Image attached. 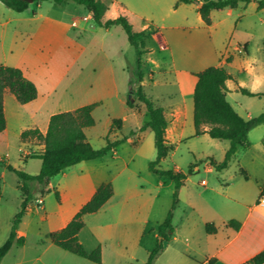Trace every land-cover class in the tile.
Segmentation results:
<instances>
[{
    "label": "rangeland",
    "instance_id": "obj_1",
    "mask_svg": "<svg viewBox=\"0 0 264 264\" xmlns=\"http://www.w3.org/2000/svg\"><path fill=\"white\" fill-rule=\"evenodd\" d=\"M175 1L146 0L148 3L145 11L146 15L145 17H140L130 13V9L137 8V0H125L124 4L128 10L129 22L134 29L137 30L141 26L146 25L147 31L152 33L175 32L184 36L183 41H180L174 50L175 56L171 50H160L156 43L151 42L152 52L143 55L140 69L144 73L152 69L153 79L156 82L153 84L149 79L145 78L144 93L158 106L164 107L170 103L172 100L163 97V94H176L177 86L173 75L171 73L164 75L159 68L170 67L172 56L175 57L178 66L184 65L191 54H198L204 49V43L200 42V38L210 35L215 37L214 39L217 44L223 46L222 50L224 54L233 56L234 66L231 68L244 67L247 61H249L256 69L251 73H248L247 70L243 71L239 75V80L242 81L243 88L259 95L249 96L233 89L227 96L228 101L234 104L236 111L243 117H246L247 112H251L253 117L264 112V10H257V0H251L245 6L239 4L236 8L226 7L213 10L211 12V28L204 26L199 20L196 5L200 2L182 4L176 7ZM44 3L50 4L51 2L46 1ZM68 3L78 5L73 1H68ZM31 5H35V3ZM0 7L8 9L1 1ZM11 11L14 10L11 9ZM176 24L180 26L179 29L173 28ZM85 25L88 31L82 32L81 42L86 45V49L79 58L78 63L70 70L68 76L58 87L55 98L59 94L64 95V90L69 91L72 88L78 87L76 92L84 95L81 100L79 99V102H88L86 104L94 103L96 102V99H94L96 98V90L93 80L94 71L92 69H99L107 62L105 64L108 67L110 65V68L115 70L117 97H106L99 105L95 106L91 112L94 124L84 128L85 136L90 145L93 148H101L106 144L105 137L111 128L112 120L127 117L129 115V108L125 102L131 98L133 100L136 99L130 93V90H135L138 85L136 56L134 48L129 44L123 30L119 26L112 28L109 32L108 29L97 26L93 21H89ZM245 44H247V54L242 49ZM239 45L241 47L240 50L235 49ZM150 59L153 61H150ZM156 63L157 66L155 65ZM78 66H82L83 71L80 72ZM108 67L106 66V68ZM76 69L79 71L78 75L75 74ZM47 107L49 109L51 105L49 104ZM191 107L190 102H188L187 118L183 125L184 138L180 143L172 144L173 149L158 165L159 168L165 170L179 168L183 172H187L189 167L192 170V173L188 175L185 181L180 204L177 201L178 207L175 205L174 209L173 225L176 230L175 234L179 236L175 244L177 246L182 245V238L187 229V226L180 227V223L183 221L193 223L214 215L211 208L205 202L207 195L212 193L209 187L213 183H228L229 191H237L242 194L245 201L252 202L254 200L255 205V197L264 177V167L258 169L253 167L256 163V160L253 159L254 157L264 162V146L261 143L264 133L257 128L252 130L248 136V140L254 145L253 152H246L248 150L240 147L238 154L240 163L245 166L246 172L256 177L245 180L244 176L240 173L239 160L237 158L233 159L225 170L213 171L211 173L206 172L204 170L206 161L204 154H209V156L216 160H222L229 142L226 140H216L208 135L200 134L194 136ZM38 118L39 125L43 127L45 116L39 115ZM25 122L27 121H22L20 124H25ZM131 126L132 121L128 118L123 122L121 129L114 127L113 131L109 134V138L112 141L123 136L128 137L116 146L115 149L118 157L115 158L113 152L109 151L101 158L73 165L66 170L68 176L63 177L59 175L56 178L59 183H55L54 185L60 192V187L62 186L63 188V185L68 184L72 180L74 175L79 172L81 165H87L91 170H103L102 175L105 176L106 180H109L113 176H117L116 174L122 169L124 161L128 162L131 172L125 170L114 181L119 193L122 192L128 196V201L123 210L116 211L111 215V212L105 208L106 210H101L98 214H88L86 216L88 226L101 236L103 256L101 257V262L98 264H121L117 263L112 255L110 243H114L121 230L127 226L125 222L131 221L132 224L130 225L136 226L138 221L147 218H150V220L151 218L162 220L165 218L172 202L174 183L148 169V163L156 155L152 131L150 129L143 131L138 144L134 145L133 142L138 141L139 133L130 135V132L133 133V131H130ZM115 136L116 138L114 139ZM29 150L30 146L23 144L18 136H11L9 145L7 146L4 141L0 142V151L3 154L1 158L6 163L15 168L23 169L29 174H37L41 168V161L34 157L24 158L25 152ZM2 167L5 168L6 174L0 179V184L3 188L2 198H0L2 204L0 207V231L5 220L4 210H19L21 203L19 197L20 191L17 185L19 182L18 176L5 166L0 165V169ZM202 180L207 182L208 189H203L204 187L200 183ZM107 182L112 184L111 181ZM34 188L39 189L40 186L36 185ZM154 197H157V199L153 202ZM178 198L180 199V197ZM41 201L45 210L38 208L35 202L32 211L28 212L23 219L21 229L25 232L24 245L13 246L4 255L1 264H93L55 245L45 251V242L48 241L47 235L53 227L57 226V223L50 222L49 217L52 218L55 214V208L60 202H57L52 190L46 193ZM62 203L63 205H69L71 204V199ZM152 210L154 215H151ZM236 211L230 208L227 216H231L232 214L243 216L246 213L245 209L238 213ZM43 213L49 219H41ZM227 218L226 220L231 219ZM233 219L236 220V218ZM252 222L255 223V228L264 222V205L259 206V204H256V208L252 211L247 225H251ZM218 227L220 237L226 239L223 232L225 228L221 225H218ZM248 227L245 228L240 238L235 239L231 243L233 246L240 242L243 235L249 229ZM194 233V237L198 241V243H195L198 246L195 254L196 256H201L206 249L203 248L202 245L204 243L200 241L197 235L203 233V229L200 230L199 228L198 232V229L194 228ZM6 238L7 235L2 239V243ZM142 251V247H137V255L139 256L137 258L141 256V258H144Z\"/></svg>",
    "mask_w": 264,
    "mask_h": 264
},
{
    "label": "crops",
    "instance_id": "obj_2",
    "mask_svg": "<svg viewBox=\"0 0 264 264\" xmlns=\"http://www.w3.org/2000/svg\"><path fill=\"white\" fill-rule=\"evenodd\" d=\"M101 1H103L107 6V9L104 13L105 19L114 18L118 15H124L126 16V18H128V20L130 19L127 14L128 10L124 4L125 0H109V2H107L108 0ZM176 1V7L184 4H176ZM44 2L46 1L29 2L28 7L24 11L15 13H13L14 11H11V9L9 8L2 9L0 7V64L6 66L19 67L23 71L25 77L31 80L37 88L36 98L25 104H20L16 100L14 95L8 90L4 92L3 111L6 120V126L5 129L0 132V142L4 141L6 146L9 145V140L11 136H18L20 139V133L26 129L37 128L40 130L41 133L44 134L47 130L49 117L52 114L62 111L73 110L88 103L79 102V99L81 100L84 95H81L76 92L78 87L72 88V90L69 91L64 90V95L59 94L56 98L55 96H57L56 94L58 91V87L60 86L62 81L68 76L70 70L78 63L79 58L82 56L86 49V45L81 42V35L82 32L88 31L85 24L89 21H93L91 13L86 8H84V6L79 4L73 5L71 3H68V1L54 3L50 0H47V2H51L50 4H46ZM32 3H35V5H31ZM147 7L148 3L146 2V0H137V8L135 7L130 9V13L138 15L140 17H145V11ZM196 8L198 12V4L196 5ZM260 10H264V8H261ZM211 12L209 15V24L204 23L198 12L199 20L204 24V26H207L208 28H211L212 26ZM116 26L119 25H113L105 29H108L110 32V30L112 28H115ZM182 27L186 28L184 26ZM173 28L179 29L180 26L176 24ZM137 30H145V32L148 34L145 39V52L143 55L152 52V47L150 46V44L151 42H154L157 44L160 50H171L172 54L174 53L175 56L174 50L176 46L180 43V41H183L184 39V36L175 32H149L147 31L146 25L141 26V28ZM214 38V36L212 37L210 35H208L207 37L205 35L204 38H200V42L204 43V49L198 54H191L190 57L185 61L184 65L178 66L176 64L175 57L172 56L170 67L159 68L161 73L164 75L171 73L173 75L174 82L177 86L176 94H163V97H166L168 98V100L172 101L166 104L164 107L161 106L163 109L164 117L167 121L164 137L166 140V144L171 146L172 149V144H178L184 138L183 125L185 119L187 118L188 102H190L192 106L191 115L193 122V90L197 80L196 76L194 75L196 72H199L209 66L224 67L232 77L225 81V97L228 101L227 96L233 91V89L237 91H240V88L245 89L242 87V81L239 80V75L246 70L248 73L254 72L256 70L253 64L249 61H247V64L244 67L240 66V68H231L234 66L233 56L224 54L222 50L223 46L217 44ZM240 48L241 47L239 45V47H236L235 49L240 50ZM242 49L247 54V44L243 45ZM150 61L153 60L150 59ZM105 63L107 64V62ZM105 63L99 69H92L94 71L93 80L96 90V98L94 99H96L98 105L106 97H117L115 70L111 69L110 65L108 67V65H106ZM155 65L157 66V63ZM106 66L108 68H106ZM79 70L80 72L83 71V67H79ZM140 72L142 73V78L141 80L138 79L137 86H141L144 92L145 78L149 79L153 84H155L156 81L153 79L152 69L148 70L146 73L142 72L140 69ZM75 74H79L78 69H76ZM232 84H234V86H232ZM255 94V96L259 95L258 93ZM121 102L123 101L121 100ZM236 103L238 104L237 101ZM49 104L51 105V107H49L48 109L47 106ZM230 105L236 111L234 104L230 103ZM126 106L128 105L126 104ZM128 108L129 115L127 117L123 119L117 118L121 120L119 129H121L123 122L129 118L130 121H132L130 131H133V133L130 135H135L136 133H139L138 141L133 142V144L136 145L140 140L141 133L146 129H150L149 127H147L142 131L139 130V128L143 124L148 122L149 116L144 104L138 101L137 99L133 100V105L131 107L128 106ZM39 115L45 116L43 127L39 125ZM240 116L245 120H248L253 117L251 112H247L246 117H243L242 115ZM22 121H27L28 123L25 122V124H20V122ZM255 128L264 133V123H260L249 130L248 136L251 131ZM112 131L113 129H109V132L105 137L108 138L110 141L112 140L109 138V134ZM201 135L208 134L202 133ZM263 137L264 134L262 138ZM115 138L116 136L114 137V139ZM21 142L25 145L30 146V150L28 152H25L24 158L30 157L31 154L39 153L43 149V144L37 141L35 138H28L25 141ZM228 146L229 143L227 145V148ZM244 148L248 150L246 152L251 153L254 150V145L249 140V144ZM239 150L240 148H238V150L235 152L231 161L235 158L239 160ZM111 152H113V156L115 158L118 157L116 149L112 150ZM135 152L137 151L135 150ZM135 152L134 154H136ZM204 155L206 156L204 170L208 173L216 171L210 164L209 160L213 159L216 162H220L221 160H216L213 157L209 156V154ZM2 156L3 154L0 151V158ZM250 156L252 157V155ZM253 159L256 160V163H253V167H256L257 169L264 167V162L259 161L256 157H254ZM81 162L83 161H80L76 164H79ZM240 162L241 161L239 160L240 173L244 176L245 180H250L251 178L256 177L251 173H247L245 170V166ZM67 168H65L55 176L49 178L45 186V188L48 189L46 193H48L50 190H52L53 192L55 190L58 191V189L54 186L55 183H59L56 178L59 175L63 177L68 176L66 172V170H68ZM125 170L131 172L128 167V162L126 161L123 162V167L120 172L116 174L117 176H113L109 180H106L105 176L102 175L103 170H91L89 166L81 165V167H79V172L74 175L72 180L68 184L63 185V188L61 186L60 192L58 191L59 201L57 202H60V204L55 208V214L52 216V218L49 217L50 222L57 223V226L53 227L51 231L58 230L64 227L75 215V213L80 209V207L92 197L95 190L100 184L106 183L107 181H111L113 189L111 197L97 211L92 213H86L83 215L84 226L78 232V239L80 243L84 246V248L88 252H90L95 248L100 247L102 257L103 250L101 247L103 244L101 236L96 234V232L88 226L86 222V216L88 214H98L99 211L106 210L105 208H107V210L111 212V215L116 211L123 210L124 206L126 205V202L128 201V196L125 193H119L118 189L114 184V181L119 176V174L123 173ZM173 170L182 171L179 168H175ZM5 174V168L2 167L0 169V179L5 176ZM186 180L187 178L185 179V181ZM200 183L204 187L203 189H208V184L206 181L202 180ZM184 184L178 190V197H180V199L178 198V204H180L181 194L185 187ZM228 188V183L222 184L217 182L213 183L209 187V190L212 191V193L207 195V199H205V202L208 207L211 208L214 215L202 218L200 219V221L193 223H187L186 221L180 223V227L187 226V229L184 232L185 234L182 238L181 246L175 245L176 241L179 239V236L175 234L176 230L174 229L173 225V218L175 212L173 210L171 220V224L173 227V237L169 242L164 243L163 250L155 257L153 264H247L252 256H254L256 253H258L264 248V222L256 228L254 222H252L251 225H247L248 219L251 216L252 211L254 210V208H256V204H259V206L263 205L261 202L257 203V200L259 198L261 189L264 188V177L262 178L261 186L258 189L257 196L255 197V205L254 200L252 202L245 201L243 200L242 194L238 193L237 191H229ZM2 193L3 188L0 184V198H2ZM45 194L41 195L39 189L33 188V197L28 204L27 212L25 213L21 222L18 225L17 236L25 237V232L22 231L21 225L27 213L32 211L35 202L38 208L45 210V207L41 201ZM19 197L21 202V194ZM70 199L71 204L63 205V201H67ZM156 199L157 197H154L153 202ZM178 204H176V207H178ZM1 206L2 204L0 202V207ZM230 208L237 210V213L244 211L245 209L246 213L243 216H241L240 214H232L231 216H227L228 210ZM17 211L18 210L15 209L4 210L5 220L0 231V244L3 241L2 239H4L6 235L8 236L11 219ZM151 215H154L153 210ZM227 217L231 219L236 218V220L240 222V226L237 230L226 225L228 221L226 220L228 219ZM47 218V215L43 213L41 219L47 220ZM162 221L163 219L160 220L159 218H151V220L150 218H147L138 221L136 223V226H131V221L125 222L127 226L121 230L114 243H110V246L112 248V255L114 256L117 263L140 264L145 262L149 252L156 245V242L158 240V225ZM207 222H212L216 226L217 230L215 233L209 234L205 231L204 226ZM218 225H221L223 226V228H225V231L223 232L226 236V239L220 237ZM247 226H249L247 232L243 235L240 242L233 246L231 243L235 239L241 237L243 231ZM194 228H197L198 232L199 228L200 230L203 229V233H199V235H197V237L200 238V241L204 243V245H202L203 248L206 249L201 256H196L195 254L198 250V246H196L195 243H198V241H196L194 237ZM145 239L146 241H144ZM47 240L48 241L45 242V251L51 249L54 245L48 237ZM137 247H142V254L144 255V258H141L142 256L140 258H137L139 257L137 255Z\"/></svg>",
    "mask_w": 264,
    "mask_h": 264
},
{
    "label": "trees",
    "instance_id": "obj_3",
    "mask_svg": "<svg viewBox=\"0 0 264 264\" xmlns=\"http://www.w3.org/2000/svg\"><path fill=\"white\" fill-rule=\"evenodd\" d=\"M6 7L22 12L27 7V0H0ZM35 2L47 0H32ZM54 3L63 1H73L76 4L84 6L92 16L94 24L103 28H109L113 25H119L126 34L129 44L134 48L136 56V74L141 80L142 73L140 67L145 52V39L148 34L145 30H136L124 15H118L114 18H104L107 9L106 4L101 0H50ZM251 0H177L176 4H189L200 2L198 12L204 23L209 24L210 12L214 9L236 8L239 4L247 5ZM256 8H264V0L256 1ZM197 78L193 90V126L194 135L207 133L209 137L219 140H227L229 146L225 151L224 157L220 162L210 159V164L216 171L228 167L235 152L240 147L249 144L248 132L257 124L264 123V112L248 120L242 118L230 105L225 97V81L232 78L231 75L221 66H209L194 74ZM8 90L14 95L20 104H25L35 99L37 88L35 84L25 77L19 67L6 66L0 64V132L5 129L6 120L3 111V95ZM240 91L249 96H255V93L240 88ZM130 93L142 102L149 116L148 122L143 124L139 130L142 131L149 127L153 133L154 147L156 151L155 158L148 163L149 171L163 176L174 183L171 206L168 209L165 218L158 225V240L155 247L149 252L145 262L140 264H153L155 257L163 250L164 243L169 242L173 237V227L171 224L173 210L178 201V190L184 184L185 179L192 173L191 168L187 172L180 170H165L159 168V162L164 159L171 146L166 144L164 137L167 121L164 117L161 106L154 104L142 90L137 86ZM126 104L131 107L133 99H128ZM98 103L82 105L73 110L62 111L52 114L48 120L46 132L43 134L39 129H26L20 133V140L25 141L28 138H35L43 144V149L39 153L31 154L30 157L41 161V168L37 174H29L23 169L15 168L0 158V165L13 171L19 179L18 188L21 194V203L19 210L14 214L10 222V230L5 241L0 245V261L13 245L22 246L24 237L17 236L18 225L27 212V207L33 197V188L39 185L41 195L48 189L45 188L49 178L60 173L65 168L72 166L80 161L93 160L104 156L109 151L116 148L117 145L126 140V136L110 141L106 138V144L101 148H93L87 141L84 128L92 126L94 119L91 112ZM121 120L113 119L111 129L120 127ZM132 134V132H130ZM264 146V137L261 140ZM113 189L110 182L100 184L92 197L83 204L70 221L62 228L48 233L49 240L59 248L68 251L76 256L87 259L93 263L101 262L100 247L88 252L78 239V232L84 226L83 215L97 211L112 195ZM55 198L59 201L58 191H54ZM264 198V188L261 189L257 203ZM227 226L237 230L240 222L230 219ZM205 231L209 234L216 232V226L212 222L205 223ZM264 263V248L256 253L247 264ZM136 264V263H129Z\"/></svg>",
    "mask_w": 264,
    "mask_h": 264
},
{
    "label": "built area",
    "instance_id": "obj_4",
    "mask_svg": "<svg viewBox=\"0 0 264 264\" xmlns=\"http://www.w3.org/2000/svg\"><path fill=\"white\" fill-rule=\"evenodd\" d=\"M261 203L264 205V198L261 200Z\"/></svg>",
    "mask_w": 264,
    "mask_h": 264
},
{
    "label": "water",
    "instance_id": "obj_5",
    "mask_svg": "<svg viewBox=\"0 0 264 264\" xmlns=\"http://www.w3.org/2000/svg\"><path fill=\"white\" fill-rule=\"evenodd\" d=\"M28 2H32V0H27ZM198 5H200V3H198Z\"/></svg>",
    "mask_w": 264,
    "mask_h": 264
}]
</instances>
